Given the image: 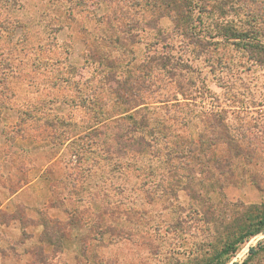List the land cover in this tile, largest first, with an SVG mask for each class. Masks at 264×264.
<instances>
[{
	"label": "rangeland",
	"instance_id": "1",
	"mask_svg": "<svg viewBox=\"0 0 264 264\" xmlns=\"http://www.w3.org/2000/svg\"><path fill=\"white\" fill-rule=\"evenodd\" d=\"M217 1L226 2L218 14L235 23L264 16V0ZM108 3L0 0V264H210L236 225L264 205V65L240 50L229 49L223 61L230 69L221 70L205 55H183L204 84L185 100L188 109L222 111L240 156L228 158L233 153L220 145L200 156L201 166L189 161L171 173L147 156L123 164L105 158L117 145L102 132H111L123 109L111 78L139 75L135 68L154 53L149 44L158 35L146 30L130 44L116 32L126 43L118 49L113 28L98 23L117 11ZM159 25L172 32L168 18ZM172 37L167 42L180 49L184 39ZM96 53L120 67H100ZM167 80L159 74L147 83L145 101L148 92L183 101ZM162 107L158 119L165 118ZM218 158L231 164L229 176L220 174L227 167L212 166ZM138 165L151 167L136 171ZM226 264H264V232Z\"/></svg>",
	"mask_w": 264,
	"mask_h": 264
},
{
	"label": "trees",
	"instance_id": "2",
	"mask_svg": "<svg viewBox=\"0 0 264 264\" xmlns=\"http://www.w3.org/2000/svg\"><path fill=\"white\" fill-rule=\"evenodd\" d=\"M103 1L106 4L108 2L115 4L117 7V11L113 12L110 9V12L104 14L98 21L104 23L108 30L113 28L111 40L119 47L114 48L125 50L126 43H136L134 38L146 30L158 34L156 41L149 44L154 53L149 55L147 61L141 63L140 67L135 68L139 71V75L126 74L123 79L111 78L113 83L111 85L115 86L113 89L111 87L112 92L116 102L122 105L123 109L116 114L115 119L111 120L113 122L111 132H102L103 136L112 135L117 145L115 153L109 148L103 151L106 154L105 158H116L121 164L125 157L147 156L149 159H158V169H165L171 173L177 172L185 162L189 161L199 162L201 166L200 156L213 149L219 150L217 147L220 145L233 153L228 158L240 156L242 150L236 143L234 128L228 125V117L222 111L210 108L196 112L188 109L185 100L191 99L189 95L193 91L204 89V84L202 86L197 84L200 70L191 65L183 55L189 51L194 56L192 60L200 59L201 55H205L207 59L212 58L211 67H215L213 70H221L230 69V63L223 61L229 49L240 50L246 53L248 60L257 65H264V16L249 14L244 22L235 23L220 16L224 15L226 2L217 0ZM163 18L172 21V32L166 34L159 31V23ZM113 21H116L117 26H114ZM116 32L126 43L118 37H113ZM172 35H179L184 39L180 49L179 45L167 42L174 38ZM90 49L94 52L96 46H91ZM94 59L100 67L103 64L112 70L120 67L110 61L108 53L101 55L96 53ZM159 74L167 75V81L179 89L183 101L178 100L175 95L170 98V94L163 92H159L157 96L148 92L151 100L145 101V95L142 93L144 87L146 88L147 83L151 85L152 80ZM147 89H149L148 85ZM165 104H169V107ZM161 107L165 109V118L158 119L154 115ZM170 111L174 114L169 115ZM237 135L240 136V133L238 132ZM88 136L89 131L78 137ZM212 166L218 172L224 171L227 167L226 173H220L225 176L226 174L229 176L232 172L231 164L222 162L219 158ZM150 167L151 165L143 167L138 165L136 171L144 172ZM203 171L207 170L203 169ZM252 215L236 225L235 232L226 238L221 250L208 258L210 264H226L240 244L251 236L264 232V205L257 208Z\"/></svg>",
	"mask_w": 264,
	"mask_h": 264
}]
</instances>
